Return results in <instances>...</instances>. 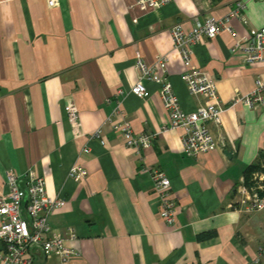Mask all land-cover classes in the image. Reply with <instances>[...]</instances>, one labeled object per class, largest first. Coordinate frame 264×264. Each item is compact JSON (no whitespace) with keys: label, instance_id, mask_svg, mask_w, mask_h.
<instances>
[{"label":"crops","instance_id":"obj_1","mask_svg":"<svg viewBox=\"0 0 264 264\" xmlns=\"http://www.w3.org/2000/svg\"><path fill=\"white\" fill-rule=\"evenodd\" d=\"M59 3L0 0V197L9 191L8 172L24 186L27 171L35 169L47 195L67 201L49 224L76 231L65 244L80 256L68 264H264V213L232 208L246 170L264 167V111L232 103L238 92H251L257 78L264 80V63L245 66L227 31L204 36L196 46L195 63L215 81L225 108L222 126L211 127L226 143L195 158L185 153L184 130H164L160 86L145 82V99L131 94L137 55L149 65L165 56L182 110L194 112L206 102L182 79L185 67L170 29L182 24L189 31L196 20L223 19L241 3L246 21L234 17L231 25L244 37L264 26V1L172 0L157 10L133 6L134 0ZM71 100L80 112V137L66 114ZM109 119L130 122L135 134L156 135L151 148L126 146ZM98 129L104 144L93 136ZM86 146L88 156L81 154ZM75 164L88 171L81 182L69 176ZM154 170L171 180L173 225L160 215ZM205 233L213 235L200 240ZM36 255L35 264L59 263Z\"/></svg>","mask_w":264,"mask_h":264},{"label":"built area","instance_id":"obj_2","mask_svg":"<svg viewBox=\"0 0 264 264\" xmlns=\"http://www.w3.org/2000/svg\"><path fill=\"white\" fill-rule=\"evenodd\" d=\"M211 1V0H210ZM264 1V0H262ZM172 0H134L133 6L144 9L157 10L171 3ZM50 8L59 6V0H47ZM244 4H238L237 10L223 19L206 17L196 20L192 29L187 31L182 24H176L170 29L174 47L181 54L185 70L182 79L187 85L190 94L201 96L205 104L200 105L194 112L185 113L180 100L168 80L167 58L158 57L153 65H149L140 54L136 57L135 67L138 72V81L132 86L131 94L145 99L149 96L145 82H152L160 86V97L168 114L167 129H182L184 135V150L191 157H198L219 148L225 147V137H217L211 125L222 126L224 105L218 95L215 81L195 63V48L202 38H216L222 31H227L236 39L232 52L239 55L245 66L264 63V26L253 28L244 37H238L231 21L239 17L246 21L240 11ZM122 95V91L118 92ZM242 103L254 110L264 111V80L257 78L254 89L247 93H237L233 106ZM74 137L84 135L80 112L73 100L68 101L65 107ZM119 110L117 108L116 112ZM114 131L118 132L126 146L138 152L151 148L152 140L156 135L135 134L131 123L124 121L115 124L108 120ZM103 130L98 129L93 136L105 143L102 137ZM91 150L86 146L81 154L88 156ZM76 182L85 180L88 171L80 164H75L69 173ZM152 180L160 198V215L173 225L176 222L177 206L171 199V180L165 172L154 170ZM20 176L15 172H8L6 185L9 191L0 197V242L3 249L0 252V264H35L36 254L46 259L57 257L58 264H68L78 258L77 251L68 247L65 241L68 237L76 238L74 228L65 231L53 229L49 224V217L63 208L67 201L62 198H52L47 195L45 180L35 169H29L25 175V185L22 186ZM237 204L232 206L242 213H264V167L254 171L249 178L243 177L237 184ZM260 256L264 257V244L260 248ZM247 264H257L249 262Z\"/></svg>","mask_w":264,"mask_h":264},{"label":"trees","instance_id":"obj_3","mask_svg":"<svg viewBox=\"0 0 264 264\" xmlns=\"http://www.w3.org/2000/svg\"><path fill=\"white\" fill-rule=\"evenodd\" d=\"M261 168H262V167L259 166V165L250 166V167L246 170V176H247V178H249L250 175H251L254 171L259 170V169H261ZM212 235H213L212 233L201 234V235L199 236V239H200V240H204V239H207V238L212 237Z\"/></svg>","mask_w":264,"mask_h":264},{"label":"water","instance_id":"obj_4","mask_svg":"<svg viewBox=\"0 0 264 264\" xmlns=\"http://www.w3.org/2000/svg\"><path fill=\"white\" fill-rule=\"evenodd\" d=\"M236 146H237V143H236ZM225 154H226V156H228L229 158H231V156H232V151H231V150H226V151H225Z\"/></svg>","mask_w":264,"mask_h":264}]
</instances>
